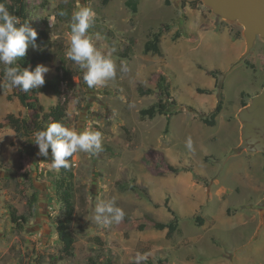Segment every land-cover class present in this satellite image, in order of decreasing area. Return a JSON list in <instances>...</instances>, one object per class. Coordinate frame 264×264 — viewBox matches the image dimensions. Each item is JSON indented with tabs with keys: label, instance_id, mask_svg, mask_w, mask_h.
<instances>
[{
	"label": "rangeland",
	"instance_id": "1",
	"mask_svg": "<svg viewBox=\"0 0 264 264\" xmlns=\"http://www.w3.org/2000/svg\"><path fill=\"white\" fill-rule=\"evenodd\" d=\"M128 1L27 0L34 30H47L53 43L52 60L38 65L50 69L45 78L57 73L68 77L62 97L68 128L100 131L103 151L97 156L77 152L70 159L67 174L73 173L75 212L73 249L67 252L57 229L63 208L53 184L61 169L51 168V157L38 156L37 146L32 157L20 153L30 140L9 126L6 115L16 113L30 122L32 114L13 88L0 90V264H136L138 253L148 254L140 264H164L160 261L165 257L168 264H264V227L258 235L254 227L259 217L254 226H242V217L225 214L248 167V153H229L240 141L241 102L264 85V41L258 38L247 57L254 67L246 60L233 67L240 57L234 42L245 44L243 28L218 19L202 0L182 7L168 0H138L136 10ZM85 6L96 14L88 34L102 36L94 40L95 47L105 55L111 52L117 66L116 78L94 89L83 82L79 65L66 57L71 13ZM61 9L70 11L67 21L68 15L58 17ZM165 24L169 27L162 35L161 54L145 53L151 33ZM36 50L29 46L27 51ZM211 70H220L226 96L216 126L199 115L210 117L219 102L220 87H215ZM162 73L179 105L143 119L140 110L157 96H142L138 87L158 89ZM200 87L213 92L201 93ZM39 98L47 110L58 102L49 93ZM254 158L250 166L262 164L258 180L264 186V155ZM168 163L179 170L171 172ZM220 189L228 194L211 197ZM113 201L124 219L109 227L97 225L92 219L96 205ZM216 207L222 217L212 212ZM14 209L28 217L26 224L12 220ZM196 211L208 216L205 225L194 219ZM174 216L182 231L172 238L153 227L154 221L170 222Z\"/></svg>",
	"mask_w": 264,
	"mask_h": 264
},
{
	"label": "clouds",
	"instance_id": "2",
	"mask_svg": "<svg viewBox=\"0 0 264 264\" xmlns=\"http://www.w3.org/2000/svg\"><path fill=\"white\" fill-rule=\"evenodd\" d=\"M57 15L65 17L68 12L61 9ZM95 15V12L86 6L73 10L70 17V44L66 52L67 59L79 65L83 73V82L89 89L103 86L106 81L115 79L117 75V66L111 58V52L105 55L95 47L94 40H100L102 36L99 33L94 36L88 34ZM36 39V30L28 23L22 24L17 16L0 4V64L4 66L3 81L7 87L28 93L44 86L45 74L50 71L48 67L37 65L34 71L21 70L15 63L18 58L26 56L29 46L33 49L38 47ZM126 70V65L121 62L120 71ZM33 143L38 147V156L51 157V168L55 170L70 168L69 158L77 152L97 156L103 151L100 131H74L60 122L48 124L44 130L36 132ZM187 147L189 149L192 147L190 138ZM124 215L121 208L114 206V201L101 202L96 205L92 219L99 226L109 227L113 223H121ZM147 255L138 253L135 258L136 264L147 259Z\"/></svg>",
	"mask_w": 264,
	"mask_h": 264
},
{
	"label": "trees",
	"instance_id": "3",
	"mask_svg": "<svg viewBox=\"0 0 264 264\" xmlns=\"http://www.w3.org/2000/svg\"><path fill=\"white\" fill-rule=\"evenodd\" d=\"M199 0L192 1L197 2ZM171 2V0H168ZM138 0H129L128 5L132 7L133 10L137 8ZM189 1L184 0L183 5L185 6ZM0 4H3L12 14L17 16L21 23H28L30 27H33L32 21L30 19L29 13V4L27 0H0ZM70 14V11L68 12ZM60 17V16H58ZM69 19L68 17L65 19L66 21ZM168 24H165L160 28L159 31L153 32L150 35V38L147 40L144 46L145 53L153 52L155 54H161V39L164 31L168 28ZM238 34V33H237ZM36 44L38 45L37 50L35 52L29 53L27 51L26 56L23 58H18L15 62L21 70L27 69L30 71H34V68L41 62H50L52 60V53L50 51V47L53 45L51 39L49 38V34L47 30L40 29L37 32ZM130 46H128V50H130ZM127 50V51H128ZM246 63L252 67L254 65L250 62L249 58L246 59ZM16 66V65H13ZM3 69L4 66L0 64V90L5 92L7 90L6 82L3 81ZM212 75L216 78L215 87H220L219 90V102L215 109L210 114V117H205L203 112H201L200 118L208 125L215 126L217 124V118L222 112L226 96H225V86L220 85L218 80V73L220 70H211ZM65 82H68V77L65 74H55L50 78H45V84L40 89H33L28 93L21 92L17 88H13L15 90V95L19 99L22 106L27 108L32 114V120L29 122L28 117L21 118L16 113H8L6 115V122L9 126L18 134L29 139V144L20 149V153L22 155H28L30 157L35 155L36 145H34L35 133L38 131H42L46 128L48 124L53 122H60L65 127L68 128V107L67 101H63L64 89L63 85ZM264 86V85H263ZM157 88L154 89L152 87L144 88L142 86L138 87V91L142 96L156 94V100L146 108L140 110L141 117L144 118H155L158 114H164L170 109V105L177 106L179 102L177 98L173 96L170 90V82L165 73H162L157 79ZM201 93H212L213 91L210 88L200 87L198 89ZM53 94L58 97V102L51 107V109L47 110L45 106L42 104L41 99L39 98L40 94ZM250 97V96H249ZM8 99L11 100V96L8 95ZM247 102H242L241 106L245 105ZM192 110H196L193 106ZM182 109L177 110V113H180ZM172 114V112H171ZM71 158H69L70 160ZM168 170L171 172H177L178 167L168 163ZM61 177L54 179L53 184L55 187V193L59 197V200L62 204L63 208V217L57 221V229L62 234V237L66 240L65 250L68 252L73 249L72 243V231L71 224L74 221V212L75 206L73 201V189H72V177L73 173L68 172V168H61ZM166 206L170 212L175 214V211L170 207L169 202L166 201ZM11 217L14 222H18L19 224H26L28 222V217L25 215H18L17 211L14 209L11 212ZM198 218V217H197ZM203 220V218H200ZM22 221V222H21ZM199 225H203L202 221H198ZM141 228L145 225H140ZM153 227L158 230L167 229V237H172L179 230V220L177 216H174V219L170 222L163 221H154ZM167 259L164 258L160 261V263H167ZM147 264H153V262H148Z\"/></svg>",
	"mask_w": 264,
	"mask_h": 264
},
{
	"label": "water",
	"instance_id": "4",
	"mask_svg": "<svg viewBox=\"0 0 264 264\" xmlns=\"http://www.w3.org/2000/svg\"><path fill=\"white\" fill-rule=\"evenodd\" d=\"M177 7L183 6L184 0H171ZM194 1V0H186ZM214 15L221 20L234 23L243 28L246 48L234 63H243L252 52L258 38L264 41V0H202ZM241 124L240 142L233 147L229 155L264 153V86L253 94L250 100L237 112ZM259 211L260 223L257 234L264 226V195L253 205Z\"/></svg>",
	"mask_w": 264,
	"mask_h": 264
},
{
	"label": "crops",
	"instance_id": "5",
	"mask_svg": "<svg viewBox=\"0 0 264 264\" xmlns=\"http://www.w3.org/2000/svg\"><path fill=\"white\" fill-rule=\"evenodd\" d=\"M235 43V46H237V50L240 51L239 52V55H241L245 48H246V44H243L241 42H234ZM251 98V97H250ZM226 102V101H225ZM242 102H245V101H242ZM241 102V103H242ZM247 102V101H246ZM226 106V104L224 105V107ZM242 107V106H241ZM224 110V108H223ZM222 110V112H223ZM221 112V113H222ZM220 113V114H221ZM220 116V115H219ZM218 116V118H219ZM218 118H217V124L218 125ZM227 119L230 121V123L232 125H234L235 127V121L234 119L232 118H228ZM238 119V118H237ZM202 120V119H201ZM203 121V120H202ZM204 122V121H203ZM205 123V122H204ZM206 124V123H205ZM215 125V126H216ZM210 126V125H209ZM240 141H237L234 145V147L239 143ZM245 153H248L246 156L248 158V167H247V170L245 172H243V175H241V180H242V183L240 185H238L235 189H234V193H237V197L236 198H232L230 200V202L232 201V204L227 206L226 209H225V214L227 215H230V216H240L242 217V226H249V225H253V222L255 220V218H257V216L259 217V221L257 223L255 227L256 229V234H257V228L259 226V223H260V215H259V211L256 210L253 205L255 203H257L264 195V186L262 185V182H260L258 179H259V174H260V169H262V164L260 163H255L254 165L255 166H250V161L251 160H254V156H258V154L260 153H249V152H242L240 154H233V155H229L230 157L232 156H238V155H243ZM199 181V180H198ZM207 188H210V186H207ZM218 194H216V192L214 193H211V197L212 196H219V195H227L228 193L226 192H223L222 189H220L219 191H217ZM221 193V194H220ZM204 206V204L202 205V207ZM167 207V206H166ZM171 207V206H170ZM201 207V208H202ZM168 209V208H167ZM220 207H216L215 210H213L212 212H215V214H217L216 217H222L220 216ZM198 212V211H196ZM194 212V213H196ZM254 212V213H253ZM193 214V213H192ZM201 214V215H199ZM198 217V218H197ZM200 218H203V220H201ZM207 218L208 216L207 215H204L202 212H198L197 216L194 218L196 220V222L198 221H202L205 225L207 223ZM174 219V218H173ZM172 219V220H173ZM203 225H200V226H203ZM264 227V226H263ZM262 227V228H263ZM262 230V229H261ZM161 231H165L166 232V235H167V229H164V230H161ZM181 232L182 230L180 229V223H179V230L177 232ZM261 232V231H260ZM259 232V233H260ZM175 235V234H174ZM173 235V236H174ZM172 236V237H173ZM170 237V238H172ZM168 261V258L165 257ZM164 264H168L167 263H164Z\"/></svg>",
	"mask_w": 264,
	"mask_h": 264
},
{
	"label": "flooded vegetation",
	"instance_id": "6",
	"mask_svg": "<svg viewBox=\"0 0 264 264\" xmlns=\"http://www.w3.org/2000/svg\"><path fill=\"white\" fill-rule=\"evenodd\" d=\"M261 154H263V155H264V153H261Z\"/></svg>",
	"mask_w": 264,
	"mask_h": 264
}]
</instances>
